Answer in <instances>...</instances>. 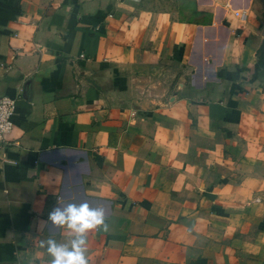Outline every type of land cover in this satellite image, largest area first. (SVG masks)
I'll return each mask as SVG.
<instances>
[{
    "label": "crops",
    "instance_id": "0c3cea01",
    "mask_svg": "<svg viewBox=\"0 0 264 264\" xmlns=\"http://www.w3.org/2000/svg\"><path fill=\"white\" fill-rule=\"evenodd\" d=\"M0 95V263L264 264V0H0Z\"/></svg>",
    "mask_w": 264,
    "mask_h": 264
},
{
    "label": "clouds",
    "instance_id": "9594fccd",
    "mask_svg": "<svg viewBox=\"0 0 264 264\" xmlns=\"http://www.w3.org/2000/svg\"><path fill=\"white\" fill-rule=\"evenodd\" d=\"M44 229H64L68 233L66 242L58 243L49 238L41 241L50 257L49 264H88L87 237L92 231H108L106 213L102 206L92 207L87 202L67 203L55 206L48 213L47 220L41 221Z\"/></svg>",
    "mask_w": 264,
    "mask_h": 264
},
{
    "label": "built area",
    "instance_id": "2783aa9c",
    "mask_svg": "<svg viewBox=\"0 0 264 264\" xmlns=\"http://www.w3.org/2000/svg\"><path fill=\"white\" fill-rule=\"evenodd\" d=\"M234 15L242 20L245 16L244 11H235ZM15 100L7 95H0V140L8 134L12 128V116L14 113ZM4 264V263H0ZM17 264V263H12Z\"/></svg>",
    "mask_w": 264,
    "mask_h": 264
}]
</instances>
